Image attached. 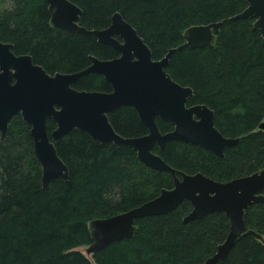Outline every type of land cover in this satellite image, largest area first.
<instances>
[{
  "label": "trees",
  "instance_id": "1",
  "mask_svg": "<svg viewBox=\"0 0 264 264\" xmlns=\"http://www.w3.org/2000/svg\"><path fill=\"white\" fill-rule=\"evenodd\" d=\"M82 11L81 25L102 30L120 13L138 31L160 60L185 43L194 26L223 22L213 47L177 50L167 72L189 86L194 98L216 116V126L228 138H239L219 157L201 146L169 142L154 152L174 169L202 173L230 182L264 169V38L254 30L255 19H234L246 0H70ZM0 40L12 43L17 55L29 54L48 73H76L92 64L91 57L112 60L114 48L92 35L54 28L46 0H3ZM74 87L113 91L103 76L91 73ZM123 137L149 133L137 111L123 106L109 115ZM163 134L174 126L157 120ZM49 134L56 124L49 120ZM68 166V180L42 185V166L34 150L31 126L21 115L0 142V264H205L231 229L225 213L184 223L193 206L185 201L171 214L137 221L131 239L113 243L89 259L77 248L92 244L89 224L138 208L174 187V177L142 163L128 145H103L79 130L57 144ZM247 231L264 238V203L245 215ZM220 264H264V241L243 236L227 261Z\"/></svg>",
  "mask_w": 264,
  "mask_h": 264
},
{
  "label": "water",
  "instance_id": "2",
  "mask_svg": "<svg viewBox=\"0 0 264 264\" xmlns=\"http://www.w3.org/2000/svg\"><path fill=\"white\" fill-rule=\"evenodd\" d=\"M54 28L94 36L99 43L114 48L119 57L101 60L91 57L92 64L76 73H48L29 54L17 55L13 44L0 40V142L8 133L12 120L21 115L31 126L35 155L42 166V185L68 180V166L60 158L57 144L72 131L79 130L103 145H128L139 160L153 170L170 173L174 187L164 189L155 199L128 212L89 224L92 244L88 255H95L113 243L135 236L137 221L168 215L189 201L192 212L184 223L210 214L225 213L231 229L226 241L205 264L227 261L236 243L247 231L245 215L255 204L264 203V169L230 182H218L202 173L188 174L171 167L155 147L162 151L169 142L194 144L224 157L227 148L239 138H228L216 126L215 112L204 104L188 105L194 91L175 81L167 72L171 57L186 47H213L223 22L194 26L184 34L185 43L170 49L165 57L155 60L152 51L136 28L122 14L112 17L111 25L102 30H90L81 25L82 9L70 0H46ZM247 8L234 19H255L254 30L264 38V0H246ZM97 73L112 85L110 93L81 91L74 87L84 76ZM134 108L149 133L140 137H123L116 132L109 115L117 109ZM174 126L163 134L157 120ZM51 120L56 129L49 134ZM264 131V122L260 125Z\"/></svg>",
  "mask_w": 264,
  "mask_h": 264
},
{
  "label": "rangeland",
  "instance_id": "3",
  "mask_svg": "<svg viewBox=\"0 0 264 264\" xmlns=\"http://www.w3.org/2000/svg\"><path fill=\"white\" fill-rule=\"evenodd\" d=\"M5 6V3L3 2V0H0V9H2ZM87 248L88 246H84V247H80L77 248L78 251H81L84 255H86L89 259L93 260L92 255H88L87 254Z\"/></svg>",
  "mask_w": 264,
  "mask_h": 264
}]
</instances>
